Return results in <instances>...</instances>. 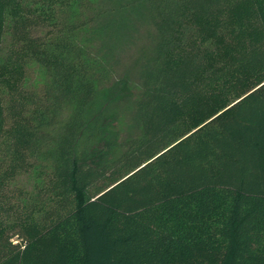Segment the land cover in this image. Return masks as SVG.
I'll list each match as a JSON object with an SVG mask.
<instances>
[{
  "label": "trees",
  "instance_id": "16d2710c",
  "mask_svg": "<svg viewBox=\"0 0 264 264\" xmlns=\"http://www.w3.org/2000/svg\"><path fill=\"white\" fill-rule=\"evenodd\" d=\"M139 19L140 133L119 142L130 86L95 43ZM207 31L239 43L243 94L186 131ZM0 264H264V0H0Z\"/></svg>",
  "mask_w": 264,
  "mask_h": 264
},
{
  "label": "rangeland",
  "instance_id": "374dc122",
  "mask_svg": "<svg viewBox=\"0 0 264 264\" xmlns=\"http://www.w3.org/2000/svg\"><path fill=\"white\" fill-rule=\"evenodd\" d=\"M226 34L207 31L203 37V45L210 53L205 62V70L201 74L204 89L202 88L199 98L189 106L183 116L182 125L186 131L198 129L210 123L216 115L225 114L229 105L243 94L237 80L241 75L240 68L235 64L240 49L239 43L232 42V38ZM152 42L153 31L143 19H139L136 32L132 36L128 34L123 38V35L119 36L113 27H106L99 31V37L96 39L95 44L101 53L107 54L116 46V50L108 54L111 57L113 75L127 78L130 86L125 96L115 101L108 112L111 115L109 129L115 133L119 142L140 133L135 102L141 85L142 64L145 56L151 53ZM218 70L223 71L219 78L214 74V71ZM244 74L249 80L254 77V73L250 71ZM42 75V70L33 65L29 71V88L36 90L40 88L43 82ZM31 181L22 177L20 185L29 186Z\"/></svg>",
  "mask_w": 264,
  "mask_h": 264
}]
</instances>
